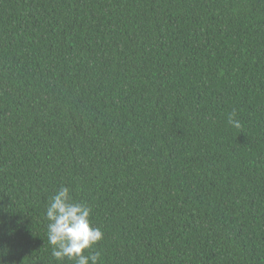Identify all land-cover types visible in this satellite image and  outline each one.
Instances as JSON below:
<instances>
[{"label": "trees", "instance_id": "trees-1", "mask_svg": "<svg viewBox=\"0 0 264 264\" xmlns=\"http://www.w3.org/2000/svg\"><path fill=\"white\" fill-rule=\"evenodd\" d=\"M61 186L99 264H264V0H0L3 264Z\"/></svg>", "mask_w": 264, "mask_h": 264}, {"label": "clouds", "instance_id": "clouds-1", "mask_svg": "<svg viewBox=\"0 0 264 264\" xmlns=\"http://www.w3.org/2000/svg\"><path fill=\"white\" fill-rule=\"evenodd\" d=\"M235 113L229 116V123L236 128L241 124L235 120ZM91 208L75 202L69 187L61 186L45 209L48 242L52 246V256L62 261L65 257L74 264H99L101 252L93 246L103 239V231L92 226L89 219ZM89 250L87 254L85 250ZM3 264V261H0Z\"/></svg>", "mask_w": 264, "mask_h": 264}]
</instances>
